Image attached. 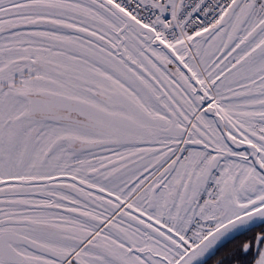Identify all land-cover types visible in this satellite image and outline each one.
Here are the masks:
<instances>
[{"label":"snow or ice","instance_id":"snow-or-ice-1","mask_svg":"<svg viewBox=\"0 0 264 264\" xmlns=\"http://www.w3.org/2000/svg\"><path fill=\"white\" fill-rule=\"evenodd\" d=\"M0 264H264V0H0Z\"/></svg>","mask_w":264,"mask_h":264}]
</instances>
